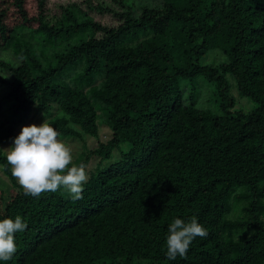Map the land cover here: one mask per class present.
Here are the masks:
<instances>
[{"label": "trees", "instance_id": "obj_1", "mask_svg": "<svg viewBox=\"0 0 264 264\" xmlns=\"http://www.w3.org/2000/svg\"><path fill=\"white\" fill-rule=\"evenodd\" d=\"M47 1L0 0V219L27 224L0 264H264V0ZM33 115L97 159L82 199L12 176ZM176 218L207 236L169 260Z\"/></svg>", "mask_w": 264, "mask_h": 264}, {"label": "clouds", "instance_id": "obj_2", "mask_svg": "<svg viewBox=\"0 0 264 264\" xmlns=\"http://www.w3.org/2000/svg\"><path fill=\"white\" fill-rule=\"evenodd\" d=\"M60 133L46 119L40 124L22 127L7 148V163L11 174L23 188L25 195L39 197L45 192L67 190L73 199H82L83 185L88 180L86 166L73 163V149L63 140ZM71 165V166H70ZM27 228V224L17 215L15 219H0V260L8 261L17 251L16 233ZM207 230L193 218H180L168 227L166 237L167 258L186 257L192 241L204 238Z\"/></svg>", "mask_w": 264, "mask_h": 264}, {"label": "rangeland", "instance_id": "obj_3", "mask_svg": "<svg viewBox=\"0 0 264 264\" xmlns=\"http://www.w3.org/2000/svg\"><path fill=\"white\" fill-rule=\"evenodd\" d=\"M100 1V0H98ZM143 1V3H145L146 5L149 6H156L158 5L160 0H140V2ZM69 2H81V0H48L46 3V8L49 14H57L60 5L62 4H66ZM97 2V0H94V3ZM100 2H104L105 4H110V5H114L110 0H103ZM138 2V0H137ZM33 4H31V2L29 3V8H33L32 7ZM95 17V19L99 20L100 22L106 23V24H110V25H114L116 23V21L114 20V18L112 16H110L109 14H98V13H94L93 15ZM79 70V69H78ZM77 69H75L74 71L71 70L73 75H76L78 73ZM7 90L4 86H1L0 84V102H4V98L6 96ZM237 96V95H236ZM247 100L246 98H242V100ZM250 105H245V107H249ZM1 111V110H0ZM2 114L3 117L5 118H10V119H14L16 120L18 117L17 116H13L12 110L8 109V108H2V112H0ZM101 117V116H100ZM39 118L36 116H32L30 118L27 119V121L21 125H19L16 130H18V134L20 133L21 129L23 126L25 125H30V124H36L38 125ZM109 137V130L106 126L104 125H100L99 126V139L100 140H105ZM65 143H67L69 146L72 147L73 149V157H75L77 155V153L82 149V141L76 140V139H68V140H63ZM96 142L97 140L94 138H89L87 140V146L88 147H93L96 146ZM2 149L4 151L7 152V148L10 147V142H5L1 145ZM97 159H91L88 164L86 165L87 169H90L92 167H94V165L96 164ZM7 179H5L1 174H0V186L2 185H6L7 184Z\"/></svg>", "mask_w": 264, "mask_h": 264}]
</instances>
